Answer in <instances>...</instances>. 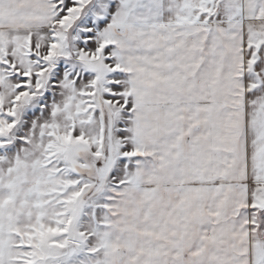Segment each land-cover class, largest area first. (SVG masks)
Instances as JSON below:
<instances>
[{"label":"snow or ice","instance_id":"obj_1","mask_svg":"<svg viewBox=\"0 0 264 264\" xmlns=\"http://www.w3.org/2000/svg\"><path fill=\"white\" fill-rule=\"evenodd\" d=\"M0 264H264V0H0Z\"/></svg>","mask_w":264,"mask_h":264}]
</instances>
